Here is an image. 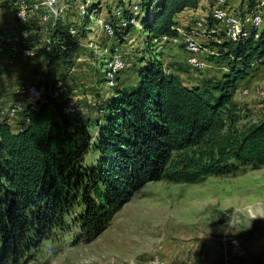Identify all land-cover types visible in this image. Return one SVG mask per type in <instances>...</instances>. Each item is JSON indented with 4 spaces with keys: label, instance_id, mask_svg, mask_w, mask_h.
<instances>
[{
    "label": "trees",
    "instance_id": "trees-1",
    "mask_svg": "<svg viewBox=\"0 0 264 264\" xmlns=\"http://www.w3.org/2000/svg\"><path fill=\"white\" fill-rule=\"evenodd\" d=\"M143 2L139 20L148 48L154 39H182L177 16L199 8V0ZM128 5L117 7L125 17ZM97 7L84 17V38L89 13ZM134 27L116 29L117 39ZM250 30L248 39L204 44L216 51L211 61L223 68L198 84L188 85L152 57L138 69L136 85L115 86L114 96L92 105L90 115L67 113L69 99L60 98L28 105L18 127L2 119L0 264L35 263L46 241L74 230L72 246L94 242L149 183L197 184L264 168V117L239 128L241 108L233 100L264 64V28L258 40ZM51 32L50 51L43 48L39 56L71 69L81 50L78 40L62 20ZM92 128L98 129L96 137ZM92 149L96 164L84 167Z\"/></svg>",
    "mask_w": 264,
    "mask_h": 264
},
{
    "label": "rangeland",
    "instance_id": "rangeland-1",
    "mask_svg": "<svg viewBox=\"0 0 264 264\" xmlns=\"http://www.w3.org/2000/svg\"><path fill=\"white\" fill-rule=\"evenodd\" d=\"M63 1L70 6L63 19L75 21L79 0H61V5ZM97 1L99 7L90 13L98 18L110 15L111 10L124 2L128 6L144 4L143 0ZM4 8L0 9V29L5 25V16L10 15L7 12L2 15ZM141 20L121 39L110 40L97 32L100 36L95 43L97 48L82 46L78 55L84 62L78 63L74 70L57 65L45 68L41 61L0 68V121L1 112L14 100V88L22 82L50 85L61 82L68 89V99L75 102L80 112L92 114V105L114 96L113 88L106 86L103 73L105 56L102 54L106 47H118L117 53L127 63V68L116 78V87L120 88L136 85L138 69L152 57L161 60L175 75L183 74L182 79L188 85L217 76L223 68L205 53L201 59L207 67L201 71L193 69L187 64L188 55L181 40L146 47L147 34ZM86 24L88 31L81 41L83 44L89 42L94 32ZM92 24H95L94 17ZM242 86L249 87L251 94L243 99L236 95L233 98L241 108L239 128L264 117V64ZM20 122L21 117L11 124L18 127ZM91 131L96 137L98 129ZM97 159L98 152L92 149L84 160V167L94 166ZM255 215L264 216V168L210 177L197 184L152 182L123 207L94 242L75 247L71 244L78 230L63 237L59 235L45 242L37 262L32 264H264V219H257L247 228L248 218ZM235 244L244 248L243 255L234 253Z\"/></svg>",
    "mask_w": 264,
    "mask_h": 264
},
{
    "label": "built area",
    "instance_id": "built-area-1",
    "mask_svg": "<svg viewBox=\"0 0 264 264\" xmlns=\"http://www.w3.org/2000/svg\"><path fill=\"white\" fill-rule=\"evenodd\" d=\"M82 1V2H81ZM207 13L197 19L189 20L188 26L181 28L175 27V30L182 36V39L161 40L154 39L153 45L165 43H178L180 40L185 46L187 52V64L196 70H204L207 65L201 59V55L216 56V51L206 47L204 44L212 40L216 45H221L225 39L234 42L248 39L254 30V38L258 40L261 35V29L264 28V0H207ZM6 3L8 7L2 9L5 14V25L0 29V68L8 66L14 68L20 64H27L35 61H41L45 68L51 65L48 55L39 56V50L47 48L50 51L52 45L51 31L58 20H62L68 28L70 36L77 39L80 47L87 49H96L95 43L100 36L97 32L103 33L108 39L116 40V29L120 32L126 30L129 26H136L139 23L140 7L139 5L127 6L130 12L128 17L124 16L121 8H115L110 15L105 17H96L89 13V24L92 38L87 44H83L82 26L87 12L93 7L97 0H79L78 16L73 22L63 19L65 10L70 6L61 5V0H0V9L2 4ZM69 11V10H68ZM19 12L25 16L28 23L20 19ZM92 17L95 24H92ZM114 22H117L116 24ZM93 25V26H92ZM94 27V28H93ZM95 29L97 31H95ZM86 30L88 31L87 27ZM86 31V32H87ZM43 38L39 36L43 35ZM89 34V33H88ZM118 47H106L103 50L102 59L104 70V79L108 89L116 86L117 76L127 68L125 60L117 53ZM79 53L75 54L73 66L84 62ZM98 52H96V55ZM264 61V57H263ZM67 87L61 82H54L53 85L44 82L26 83L22 82L14 88V100L1 112L2 119H7L10 123L24 113L30 104H50L52 101L60 98H68ZM251 94L249 87H241L236 91V96L243 99ZM78 108L72 100H69L66 106V112L75 114ZM234 253L243 255L244 248L235 244Z\"/></svg>",
    "mask_w": 264,
    "mask_h": 264
},
{
    "label": "crops",
    "instance_id": "crops-1",
    "mask_svg": "<svg viewBox=\"0 0 264 264\" xmlns=\"http://www.w3.org/2000/svg\"><path fill=\"white\" fill-rule=\"evenodd\" d=\"M207 6H208L207 0H199V8L198 9L187 10V11H185L182 14L177 16V18H176L177 26H179L181 28H185L188 26L189 20H192V17H198V16L206 15ZM181 76L180 77L183 78V74Z\"/></svg>",
    "mask_w": 264,
    "mask_h": 264
},
{
    "label": "clouds",
    "instance_id": "clouds-1",
    "mask_svg": "<svg viewBox=\"0 0 264 264\" xmlns=\"http://www.w3.org/2000/svg\"><path fill=\"white\" fill-rule=\"evenodd\" d=\"M19 16H20V19L25 22V23H28L27 19L25 18L24 15H22L20 12H19ZM257 219H264V216H260V215H255V216H252L250 218H248V223H247V228L250 229L252 226H253V222L256 221ZM237 233V232H236ZM235 234V233H233Z\"/></svg>",
    "mask_w": 264,
    "mask_h": 264
}]
</instances>
